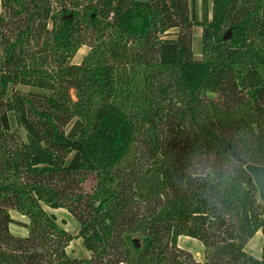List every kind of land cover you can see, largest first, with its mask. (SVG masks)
Masks as SVG:
<instances>
[{
  "label": "trees",
  "instance_id": "16d2710c",
  "mask_svg": "<svg viewBox=\"0 0 264 264\" xmlns=\"http://www.w3.org/2000/svg\"><path fill=\"white\" fill-rule=\"evenodd\" d=\"M1 5L0 264H264V0Z\"/></svg>",
  "mask_w": 264,
  "mask_h": 264
},
{
  "label": "rangeland",
  "instance_id": "374dc122",
  "mask_svg": "<svg viewBox=\"0 0 264 264\" xmlns=\"http://www.w3.org/2000/svg\"><path fill=\"white\" fill-rule=\"evenodd\" d=\"M1 1L0 0V16L2 14H4V12H6V10L3 8V6L1 5ZM200 1V0H199ZM202 34V29L201 28H197L194 31V35L196 38V59H201V55L199 54V49H198V44H199V39L200 36ZM90 48L88 46L83 47L77 54V56L72 60L74 65H81L84 60V58L86 57V55L89 53ZM18 90L27 92L28 89L25 87H18ZM12 125L13 128L15 129L17 127V123L15 121L14 118H12ZM21 135L22 138H25V133L21 131ZM92 182L89 181V184L87 186V190H89L92 187ZM46 211L49 212L50 214H55L58 218V223L59 225L66 231H68L70 234H73V236L75 237V239L72 241L71 245L68 248V254L72 257H78V258H89L90 254L88 253V251L86 250V248H84L83 245V241L78 238L79 236V224L76 221V219L72 216V214H70L68 211L66 210H51L49 208H46ZM12 216L14 218V220H17L19 222H27V219L22 217L21 215H19L18 213H14L12 212ZM11 231L13 232L14 235H18V236H26L27 235V231H25L22 227H20L19 225L15 224L11 226ZM178 246H180V248H182L183 250L186 249L189 252H191L195 259L197 260V262L203 263L204 261V246L201 245L199 242H197L196 240H193L191 238H181L178 242ZM264 246V235L259 232L258 235L249 243L248 247H247V251L248 253H250L251 255H253L255 258H259L261 256L262 253V249Z\"/></svg>",
  "mask_w": 264,
  "mask_h": 264
},
{
  "label": "water",
  "instance_id": "95a60500",
  "mask_svg": "<svg viewBox=\"0 0 264 264\" xmlns=\"http://www.w3.org/2000/svg\"><path fill=\"white\" fill-rule=\"evenodd\" d=\"M231 32H229L225 38H230ZM246 170L253 177L256 188L259 189L260 200L264 204V167L247 165Z\"/></svg>",
  "mask_w": 264,
  "mask_h": 264
}]
</instances>
